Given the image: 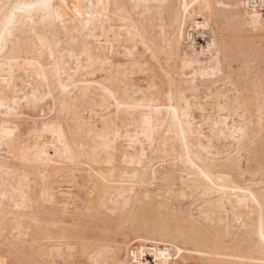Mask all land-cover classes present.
<instances>
[{
  "label": "bare ground",
  "instance_id": "1",
  "mask_svg": "<svg viewBox=\"0 0 264 264\" xmlns=\"http://www.w3.org/2000/svg\"><path fill=\"white\" fill-rule=\"evenodd\" d=\"M0 264H264V0H0Z\"/></svg>",
  "mask_w": 264,
  "mask_h": 264
},
{
  "label": "rangeland",
  "instance_id": "2",
  "mask_svg": "<svg viewBox=\"0 0 264 264\" xmlns=\"http://www.w3.org/2000/svg\"><path fill=\"white\" fill-rule=\"evenodd\" d=\"M233 46H235V45H233ZM236 46H237V48L240 47V46H238L237 44H236ZM232 48H235V47H232ZM232 48H231V49H232ZM237 48H235V50H236ZM241 48H242V47H241ZM241 48L238 49V51L240 50L239 53H241ZM235 50L233 49L234 52H235ZM231 51H232V50H231ZM238 51H237V53H238ZM256 66H257V63H256ZM257 67H258V66H257Z\"/></svg>",
  "mask_w": 264,
  "mask_h": 264
}]
</instances>
